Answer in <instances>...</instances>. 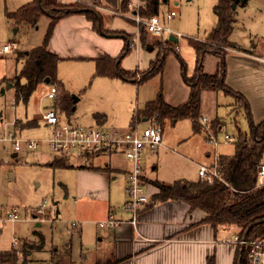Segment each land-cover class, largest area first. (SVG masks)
Listing matches in <instances>:
<instances>
[{"label":"rangeland","instance_id":"obj_1","mask_svg":"<svg viewBox=\"0 0 264 264\" xmlns=\"http://www.w3.org/2000/svg\"><path fill=\"white\" fill-rule=\"evenodd\" d=\"M32 2L33 0H0V90L5 89L3 94L0 93V250H18L24 241L38 246L39 239L35 235L38 232L45 237V248L41 252H31L27 264H53L51 258L55 250L60 263L66 264L65 245L71 239L73 243L79 241L80 235L77 232L82 229V238L87 241L84 250L93 248V244L88 241H93L95 227L86 230L89 216L87 207L83 206L80 209L74 204V199H78L77 190L83 184L89 183L85 174L79 173L77 169H59L52 165L54 156L45 144L52 131L41 120L46 108H56L54 106L56 101L65 96L66 101L70 100L69 105L64 106L68 108L65 111L68 115L61 112V124L69 122L82 127H97L100 125H97L95 116H99L98 119L103 120L102 128L127 131L132 128L135 111L143 110L159 94L171 106L184 103L189 91L182 80L180 69L183 64L187 77L193 75L195 54L190 41L203 42L215 27L217 16L214 8L217 0H169L168 5L162 7V11L168 9L177 13L175 20L170 23L173 22L175 32L178 31L183 37L173 45L174 50L178 48L177 53L173 52L165 57L161 73L152 79L138 84L118 78L97 76L93 59L70 58L59 61L57 65L56 78L63 86V92L57 90L55 99L47 98L54 86L42 83L27 102H17L13 98L12 88L6 87V79L14 78L21 70L22 64L20 60L17 61V53L23 56L42 44L49 19L42 16L32 27L15 24L8 20L7 14ZM235 2L230 5L234 22L228 41L235 45L238 51L251 49L253 44H264V0H247L245 4L238 2L235 8H232ZM57 4L59 6L48 11L49 17L55 19L68 10V6L78 5L89 8L98 15L103 32L111 27L117 29L118 34L101 35L98 25L95 28L90 21L94 32L100 38H105L112 48L116 42H122V47L115 57H118L125 47L124 38L128 39L134 46L130 47L121 59L120 67L125 71L138 72L140 75L148 70L150 62L157 58L158 53H162L151 43L153 51L148 49V46H141V35L151 39L155 37L146 35L144 31L142 32L143 28L141 26L137 28L132 20L114 15L116 12L119 13L118 7H107L103 12L95 3L87 5L79 2L64 4L57 2ZM124 13H129V10L126 8ZM12 44L16 45V49L7 54L2 52L4 46ZM204 69L207 74L215 72L216 61L213 56L205 58ZM230 101V98L221 95L217 100L208 102L210 108H206L208 120H201L204 131L200 133L194 132L188 120H179L176 123L174 120H166L161 128V146L152 155L143 154L141 158L143 176L150 181L158 180L167 184L181 179L195 181L199 177L198 165L208 167L213 161L212 158H207L208 153L212 154L215 149L217 157L232 155L238 131L247 132V121L244 111L232 109L229 106ZM214 120H220L222 123L217 134V128L212 129L214 126L211 125ZM16 121H20V128L14 126ZM23 122H34L36 126L21 129ZM134 126L142 133L151 124L140 121ZM8 133H15L16 138L22 143L32 140L40 142L41 146L36 151H29L23 146L21 150L15 151L11 143L3 141ZM209 135L215 137L218 144L216 148L209 142ZM225 136L231 141L226 142ZM81 162L83 161L80 158L73 156L69 158L68 165L78 166L82 164ZM86 163L89 169L98 170L91 162ZM95 163L101 166L110 164L112 170H119L111 171L110 177L114 179H110L109 195L113 202L111 209L120 210L126 201V181L123 172L130 171L132 164L121 153L99 157ZM43 203H45L43 214H37ZM13 210L16 211L20 222L4 221L7 214ZM54 218L57 219L56 223L52 221ZM220 229L222 231H217L218 241L221 238L230 240L237 233L235 228ZM13 238L18 240L17 247L11 246ZM231 247L233 252L231 257L227 256L228 263L234 264L235 258L238 262L239 251L234 245Z\"/></svg>","mask_w":264,"mask_h":264},{"label":"trees","instance_id":"obj_2","mask_svg":"<svg viewBox=\"0 0 264 264\" xmlns=\"http://www.w3.org/2000/svg\"><path fill=\"white\" fill-rule=\"evenodd\" d=\"M124 0L121 8L126 10ZM235 0H217L214 8L217 16L215 27L207 34L202 42L190 41L195 54V69L191 77H187L184 65L181 67V75L184 84L188 87V97L186 101L177 106L167 104L162 95L148 103L143 110L135 111L131 126L139 123L142 119L153 120L162 128L166 120H188L191 122L195 133L203 130L200 114L201 93L203 91L222 92L226 96L232 97L236 106L234 110L242 109L247 121V132L238 131L234 141V153L230 156H219L217 158V171L220 179H214L211 183L199 179L195 182L177 181L171 185L159 182H152L158 190L153 197L154 201L180 200L186 203L190 210H200L205 214L202 223L209 225L214 231L219 228H235L240 237L254 239L264 237V187H257V168L264 158V119L259 124H254L248 103L244 97L230 89L225 84L226 62L225 54L228 48H235L228 40L233 29V17L230 5ZM159 0H146L145 10L142 16L149 17L157 15ZM59 6L56 0H33L32 3L17 9L13 13H8V20L15 24L34 27L40 17L46 16L49 19L48 29L43 37L42 44L26 52L23 56L17 53V61H22L21 70L11 83L14 90V100L27 102L36 88L49 78L48 85H53L57 94L63 92V86L56 78L57 65L60 59L47 51V44L50 40L57 22L65 17L82 14L91 21L97 28L100 20L98 15L91 9L78 5L68 6V10L62 12L57 18L48 16V11ZM102 27V25H100ZM144 30H142L143 32ZM115 35L117 32H104ZM148 35V34H146ZM154 39V40H153ZM141 35V46L158 47L162 53H158L157 58L150 62L148 70L142 72L125 71L120 67L121 59L130 49V41L125 39V47L118 57L105 55L101 58L93 59L95 64V74L101 77L118 78L126 82L142 83L152 79L162 71L163 62L166 56L176 51L173 49L175 43L169 40H157ZM153 45H151V44ZM155 47V48H156ZM177 53V52H176ZM177 56V55H176ZM207 56H213L216 60V69L213 74L204 72V60ZM139 76V80L137 79ZM61 96L51 107L60 116L68 108L69 101ZM55 99V97H54ZM66 113V112H65ZM68 115V113H66ZM99 117V116H98ZM98 117L95 116L96 119ZM215 121L217 125H215ZM212 129L222 127L220 120H214ZM27 126H33L28 123ZM58 168L70 167L62 161L52 162ZM39 239L38 246L35 244L22 242L18 250L10 249L0 251V264H27L29 262L28 253L42 249L43 237L36 232ZM207 264H211V259Z\"/></svg>","mask_w":264,"mask_h":264},{"label":"crops","instance_id":"obj_3","mask_svg":"<svg viewBox=\"0 0 264 264\" xmlns=\"http://www.w3.org/2000/svg\"><path fill=\"white\" fill-rule=\"evenodd\" d=\"M123 1L77 0L76 2L87 5L95 3L98 7L100 6V10L103 12L107 7H118L119 13H124L126 10L121 8ZM168 3L169 0H159L157 15L164 16L166 13L174 11L168 9L162 11V7L167 6ZM172 23L169 26L176 31ZM106 31L116 32L117 29L111 27L108 30L105 29ZM118 31L121 32L122 30ZM175 40L177 43L178 40ZM121 47L122 42H116L114 48H112L105 38H100L94 32L90 21L82 14H76L62 18L57 22L48 41L47 51L56 55L62 61L83 57L96 59L105 55L115 58ZM258 59H264V44H253L251 49L245 51L228 48L225 54V84L244 97L248 103L254 124H259L264 119V63ZM20 62L22 64L21 60ZM204 72L206 73L205 69ZM12 79H6L7 89L12 88L13 90V85L8 87L9 84H12ZM3 90L5 91V89ZM221 95L231 99L229 106L234 109L236 102L232 97L226 96L222 92L203 91L200 106L202 119L208 120L206 118L208 102L217 100ZM208 109L210 108L208 107ZM96 121L97 125L102 127L103 120L96 119ZM141 121L149 122L146 119ZM28 123L30 122H23L21 129L30 128L27 126ZM31 123H33L31 127L36 126V123ZM14 126L20 128V121H16ZM220 130L219 128L217 132ZM217 145L212 147L216 148ZM156 150H143L141 158L143 154L152 155ZM116 153L121 152L87 156L84 159L80 158L83 162L78 166L63 167L77 169L79 173L85 174L89 183L83 184L77 190L79 191L78 199H74V204L80 209L83 206L87 207L89 216L86 221V230L95 227L94 239L88 241L93 244V248L84 250L83 247L87 241L82 238V229L77 232L80 235L79 241L76 240L73 243V239H71L65 245L66 255L64 258L67 260L66 264H207L209 259H211V264H229L228 257H231L233 252L232 244L228 243V239L225 238H221L220 241L217 240V231L221 229L214 231L209 225L202 223L205 218L202 211L190 210L189 206L180 200L163 202L153 200L158 190L152 185V182L165 185H171V183L167 184L158 180L150 181L142 176L143 188L148 201L139 209L135 225L129 224L132 219L130 213L123 211L122 208L118 211L111 209L113 202L109 195L110 179L113 180L114 178H111L110 174L113 170H119H112L110 164L108 166L106 164L104 166L97 165L95 161L99 157L111 156ZM212 154H207V158L213 159L209 166H212L214 160L218 158L215 149ZM53 156V162L61 160L62 163L65 162L68 165L70 156L56 154H53ZM88 161L98 170L89 169L86 163ZM200 166L204 165H198V170ZM128 172H123L125 181ZM199 179L198 177L195 181ZM180 181L195 182L184 179ZM110 214L118 223L114 226L106 224L101 227L100 224L107 222ZM42 237V249L36 252H41L45 248V237L43 235ZM35 243L37 244V242ZM52 253V263L61 264L57 256V250ZM30 255L31 252L28 253V257ZM234 264H237V258H235Z\"/></svg>","mask_w":264,"mask_h":264},{"label":"built area","instance_id":"obj_4","mask_svg":"<svg viewBox=\"0 0 264 264\" xmlns=\"http://www.w3.org/2000/svg\"><path fill=\"white\" fill-rule=\"evenodd\" d=\"M60 4L74 3L76 0H56ZM146 0H128L126 8L129 13H114L120 17H125L136 23V27L141 26L144 32L152 37L160 40H169V37L180 39L183 36L179 32H175L170 28V22L176 17L174 11L166 13L164 16L153 15L149 17L142 16V11L145 10ZM127 15V16H124ZM129 15V16H128ZM137 39L136 41H138ZM134 45L130 44L132 48ZM16 49V45L4 46L3 53H9ZM178 51V48L175 49ZM264 63V59H258ZM136 80H139V76ZM56 94L55 88H52L47 95L48 99H54ZM45 126L51 128V136L46 140L45 144L50 152L56 155L76 156L84 159L87 156L105 154L120 151L127 160L132 164V169L126 176V201L122 206V210L130 213L132 219L129 224H136V217L139 209L148 201L147 195L143 188L142 176L143 169L141 166V155L143 150L155 151L162 143L161 128L150 120L151 126L139 133L137 128L133 126L131 129L124 130H107L102 127H82L78 125L61 124L60 116L53 108H46L42 118ZM13 145L15 151L21 150L22 146L29 151H36L41 146L38 141H20L16 138L15 133H8L4 139ZM226 142L231 139L228 136L224 137ZM209 142L216 145V139L213 135H209ZM198 176L202 180L211 183L214 179H220L221 176L217 171V158L213 165L206 167L200 166ZM257 187H264V158L261 160L257 168ZM45 203L37 210V214H43ZM7 222H20L16 211H11L4 219ZM54 223L57 219L52 220ZM112 216L109 215L107 222L101 223L104 225L114 226L117 224ZM120 223V222H119ZM228 243L234 245L239 251L237 264H264V237L249 239L240 237L239 234H234ZM18 240L13 238L12 246L17 247Z\"/></svg>","mask_w":264,"mask_h":264},{"label":"water","instance_id":"obj_5","mask_svg":"<svg viewBox=\"0 0 264 264\" xmlns=\"http://www.w3.org/2000/svg\"><path fill=\"white\" fill-rule=\"evenodd\" d=\"M238 2H240L241 4H245V3L247 2V0H236L235 4L232 5V8H235L236 3H238ZM98 30H99V32L101 33V35H104V34H103L104 32H103V30L101 29V26H100L99 23H98ZM14 32H16V30H15ZM114 37H117V36H114ZM169 41H170V42H173V43H176V40H175L174 38H172V37H169ZM148 49L152 50V48H151L150 46H148ZM44 83H45V84H48V83H49V78H46V79L44 80ZM8 87H12V84H9ZM3 92H4V90L1 89V90H0V93H3ZM75 101H77V100H75Z\"/></svg>","mask_w":264,"mask_h":264}]
</instances>
